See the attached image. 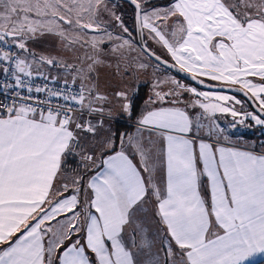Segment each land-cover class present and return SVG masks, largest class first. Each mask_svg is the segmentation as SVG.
I'll return each mask as SVG.
<instances>
[{
    "label": "snow or ice",
    "instance_id": "6c2138e0",
    "mask_svg": "<svg viewBox=\"0 0 264 264\" xmlns=\"http://www.w3.org/2000/svg\"><path fill=\"white\" fill-rule=\"evenodd\" d=\"M227 117L264 127V0H0V264L264 260Z\"/></svg>",
    "mask_w": 264,
    "mask_h": 264
},
{
    "label": "rangeland",
    "instance_id": "374dc122",
    "mask_svg": "<svg viewBox=\"0 0 264 264\" xmlns=\"http://www.w3.org/2000/svg\"><path fill=\"white\" fill-rule=\"evenodd\" d=\"M43 47H47V45H44ZM53 74H55V72H53ZM99 77H100V83H101V87H104L107 83L110 82V72L107 69H100L99 71ZM149 87L150 85L146 82L144 87H143V93L141 95V97L138 99L137 104H138V113L139 111L142 110V108L144 107V99H146V94L149 91ZM228 94V93H225ZM241 99H243L242 97H239ZM238 108L240 106H237ZM125 118L121 119L118 123H122V124H126L129 125L130 127L134 126L132 123L128 124L124 121ZM135 121L136 122V117L132 118V122ZM131 122V121H130ZM222 124L224 125V127L228 130V132L230 133V138L234 139V140H247V136H256L257 134L259 135H264V127L261 126H255L254 122L252 121H248V125L249 126H237V127H232L231 126V117H227V118H223L222 119Z\"/></svg>",
    "mask_w": 264,
    "mask_h": 264
},
{
    "label": "crops",
    "instance_id": "0c3cea01",
    "mask_svg": "<svg viewBox=\"0 0 264 264\" xmlns=\"http://www.w3.org/2000/svg\"><path fill=\"white\" fill-rule=\"evenodd\" d=\"M142 110H143V108H142ZM124 121L126 123L129 122L128 124L132 123L134 126L133 127L132 126L130 127L129 125H126V124L120 125L118 123V125L121 128V131L127 130L130 133H134L135 132V124H136V122L135 121L132 122V119L129 120L127 118H125ZM246 136H247V140H243V141L242 140H234V139L230 138L229 143L230 144H234V145L239 146V147H242V148L243 147H249L250 146L251 148L255 149L257 152H264V135L257 134L255 137L252 136V135L251 136L246 135ZM259 261H261V260L258 259L256 261V263L259 262Z\"/></svg>",
    "mask_w": 264,
    "mask_h": 264
},
{
    "label": "trees",
    "instance_id": "16d2710c",
    "mask_svg": "<svg viewBox=\"0 0 264 264\" xmlns=\"http://www.w3.org/2000/svg\"><path fill=\"white\" fill-rule=\"evenodd\" d=\"M243 98V97H242ZM139 109V108H138ZM138 109H137V111H138ZM120 125H122V123H119ZM124 125V124H123ZM256 264H264V260H261V261H259V262H257Z\"/></svg>",
    "mask_w": 264,
    "mask_h": 264
},
{
    "label": "water",
    "instance_id": "95a60500",
    "mask_svg": "<svg viewBox=\"0 0 264 264\" xmlns=\"http://www.w3.org/2000/svg\"><path fill=\"white\" fill-rule=\"evenodd\" d=\"M181 75H183V74H181ZM220 87H224L223 85H220ZM242 97V96H241Z\"/></svg>",
    "mask_w": 264,
    "mask_h": 264
}]
</instances>
